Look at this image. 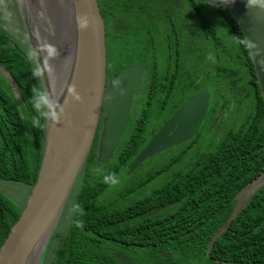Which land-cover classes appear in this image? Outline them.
<instances>
[{"label":"trees","instance_id":"obj_1","mask_svg":"<svg viewBox=\"0 0 264 264\" xmlns=\"http://www.w3.org/2000/svg\"><path fill=\"white\" fill-rule=\"evenodd\" d=\"M148 1L97 0V3L107 29L110 24L117 22L128 26L130 19L127 14L137 12L135 6L138 5L139 13L146 10L157 11L163 16L168 13L170 7L166 6V0H156V6L151 9L147 8ZM189 2L194 5L195 25L204 27L202 8L195 0ZM213 2L216 10L228 20L239 54L245 55L250 73L248 83L255 95L253 110L226 131L224 139L216 148L195 151L192 146L196 145L199 138L197 134L187 145L182 144L186 147L183 151L171 154L164 166L160 164L152 167L154 170L146 175L144 185L154 179L158 172L174 171L169 169L170 165L180 164L179 161L187 156L192 157L185 169H177L179 172L172 178L164 179L161 186L152 188L146 195L140 196V199L121 205L116 202L121 193L117 191L116 197L107 194V200L99 202L98 198L105 190V185L110 183L104 181V176L114 174L116 177L117 174L124 173L129 161L155 130L147 129L150 119L147 118L148 115L156 117V121L159 118L158 124H161L193 93L187 88L181 92L172 89L170 94L158 99L160 93L156 94L159 92L156 88H160L164 78H157V71L154 72L155 59L148 57L149 51L154 47L152 39L148 42L145 39L144 44L136 43V48L131 47V40L129 47L126 45L117 50L113 61L116 65L113 69H108V74L137 61L146 65L142 93L147 92L149 95L147 94L146 99L142 98L148 101V114L144 115L141 126L123 127L121 140L112 158L113 164L111 167L105 165V172H89L87 169L92 164L104 166L95 160V151L92 150L66 202L41 264H224L225 261L264 264V186L214 241L207 253L211 237L233 210L236 193L264 171V101L249 49L237 21L219 0ZM176 28L173 23L172 30L178 34V48H173L172 42L168 43V62L164 63L167 67H175L173 78L177 77L179 71L187 73L185 75L189 78L181 55L185 50L179 49V37L184 43L188 38L194 39L190 30L179 31ZM127 32L130 34L128 29ZM187 32L190 37L186 36ZM105 35L107 38V30ZM171 35L174 37L172 31L167 32V39H171ZM113 62L110 63L107 52L108 67ZM8 64L18 83L27 87L23 92L30 103L35 97L30 88V63L25 61L20 51H15ZM148 64H152V71ZM204 75H210V70L203 71L201 76ZM156 81H161L160 85ZM219 97L223 98V95ZM226 99L212 102L210 113L215 111L218 104H221L222 109L225 108L228 104ZM232 100L234 99L229 98V103ZM163 106L166 112H161ZM33 118L41 120L36 111L33 112ZM41 123L40 121L36 126L38 139L31 131L28 132L29 136H24L23 129L24 133L21 131V134L12 129L13 136H16L15 143L7 145V149L3 148L0 155V174L8 181L26 186L29 192L37 179L43 154L44 129ZM177 198L181 201L175 205L155 215H148L158 206ZM12 200L0 194V246L25 206L21 202L20 207V204Z\"/></svg>","mask_w":264,"mask_h":264},{"label":"water","instance_id":"obj_2","mask_svg":"<svg viewBox=\"0 0 264 264\" xmlns=\"http://www.w3.org/2000/svg\"><path fill=\"white\" fill-rule=\"evenodd\" d=\"M219 1L243 32L264 101V4L252 0ZM16 3L43 91L49 94L54 109L61 115L58 121L46 118L37 179L0 246V264H41L92 150L100 120L96 161L106 164L113 158L144 67L137 63L129 65L107 82L105 21L97 0H16ZM6 4L3 0L0 10ZM81 18L88 21L84 28L80 27ZM50 49H55L56 54L51 55ZM115 81H119V86H115ZM73 87L80 95L79 100L72 95ZM104 101L108 105L103 111ZM209 101L210 92L206 89L190 96L134 156L128 164V173L147 158L190 140L206 115ZM219 112L220 105L215 109L214 121ZM263 186L264 171L236 193L233 210L211 237L207 253ZM180 201L158 206L148 215Z\"/></svg>","mask_w":264,"mask_h":264},{"label":"rangeland","instance_id":"obj_3","mask_svg":"<svg viewBox=\"0 0 264 264\" xmlns=\"http://www.w3.org/2000/svg\"><path fill=\"white\" fill-rule=\"evenodd\" d=\"M166 1V6L170 8L168 9V13H165V16L154 10H146L143 11L144 13H139L138 5L135 6L137 12L127 14L128 19H130L128 26H117L115 23L110 24V28L107 29L105 26V33L107 30L105 42H107L108 58L110 63H112L116 59L117 50L125 48L126 45L129 47L131 40V47L136 48V43L144 44L145 39L146 42L152 39L154 47L149 51L148 57L152 56L155 59L154 72L157 71L158 76L167 74L168 80L173 78V72H175V67L170 66L168 68L166 63H164V61L168 62L166 60L169 55L168 43L171 44L172 42V47L178 48V34L172 30V24L175 23L176 27H187L194 40L188 38L184 43L183 39L181 40L179 37V49L186 52L181 55L185 60L184 66L188 69L189 78L179 71L177 77L173 78L175 89L182 91L184 88H187L193 92L208 89L213 103L225 98H227L226 103H228L222 109V114L217 119L213 128H211L213 121L209 122V128V123L205 120L199 130V138L196 141L195 151L200 149L211 150L222 142L229 128L235 124L237 125L245 115L253 110L255 95L252 86L248 83L250 73L245 63V55L243 53L239 54L237 43L228 20L216 10L213 0H195L196 4L198 3V6L204 12V19L202 21V25H205L204 27L195 25V9L189 0ZM155 3H157L156 0H149L147 8L151 9L152 6H156ZM196 17L198 20V16ZM147 22L150 24H146ZM108 25L109 22L107 21V27ZM152 25L153 28L150 27ZM10 29L16 33L13 26ZM127 29L130 31V34H128ZM171 31L174 37L171 35L172 38L167 39V32ZM188 35L189 33H186V36ZM148 66L150 70H153L152 64H148ZM206 70H210V75L201 76L202 72ZM220 95H223V98L219 97ZM229 98L234 99L232 103H229ZM151 120L148 121V129L153 127ZM183 146H173L167 152L158 153L156 156L153 155L147 158L131 173H128L126 170L124 173L117 174L116 178L118 182L105 185V190L100 194L98 201H106L107 194L116 197V192L120 191L121 193L118 195L116 202L125 205L137 200L140 196L150 191V189L161 186L163 181L161 179L165 177L167 172L165 174L161 173L162 176L158 175L157 178L141 187H138L139 184L137 182L141 177L146 176L148 173L150 174L154 170L152 167L167 161V158L171 154L174 155ZM191 158L187 156L185 159L180 160V164L170 165L169 169H185ZM112 164L113 159L103 164L104 166L92 164L87 169L89 172H105V165L111 167ZM0 190L5 193L6 197L11 198V200L13 199V202L18 205L20 204V207L21 202L22 205H25L29 194L26 186H19L13 182H0Z\"/></svg>","mask_w":264,"mask_h":264},{"label":"flooded vegetation","instance_id":"obj_4","mask_svg":"<svg viewBox=\"0 0 264 264\" xmlns=\"http://www.w3.org/2000/svg\"><path fill=\"white\" fill-rule=\"evenodd\" d=\"M6 1H7V4L0 10V155H2V153H3L2 152L3 148L7 149L6 148L7 145H11V144L15 143L14 138L16 136H13L14 133H12V131H11L12 129L16 130V131H19L18 132L19 134H21L24 131L25 132V133L23 132L24 136H26V135L29 136L28 132L31 131V133H33L32 135L36 136V139H38V136L36 135V126L37 125L34 124V120L35 119L34 118L32 119L33 112H35V111L38 112V111L34 108L32 100L30 101V103L26 100V97H25L23 91H25L27 89V87H24V86H22V85H20L18 83L16 77L14 76V74L12 72V69L10 68V66L8 64L10 59H11V56L14 54L15 51H20L21 55H23V57L25 58V61L26 62L28 61L30 63L31 72H32V75H30V79H31L30 88H32V91H33L34 95L36 96V94L39 91L43 90L42 84H41L40 75H39V71H38V66L36 64V61L34 59V56L32 54V51H31V48H30V45H29L27 34H26V30L24 28V24H23L22 18L20 16V13H19V10H18L16 0H6ZM11 3H14V4H11ZM2 4H3V0H0V6ZM7 24H9V25H7ZM115 24L117 26H125V25H123L120 22H117ZM11 26H13L14 30L16 31V33H14L10 29ZM150 27L153 28V25L150 26ZM181 28H182L181 26H177L176 29L179 30V31H181V30L183 31V29H188L187 27H184L182 29ZM188 36L189 37L191 36L190 33H189ZM7 45H9L11 47H8ZM136 63L137 64H141L144 67V70H143V73H142V77H141V85H140L138 91L136 93H134V95H133L131 107H130L128 115H127V117H126V119L124 121L123 127L125 125H128L130 128L135 127V125L141 126L142 125V120L144 118V115L146 116L148 114V101H146V100L144 101V99H143V98L146 99L148 93L147 92L144 93V94L142 93V86H143L145 72H146V65L143 62H138L137 61V62H134V63H130V64L126 65L125 67H127L129 65H132V64H136ZM115 65H116V63H114V62H113L111 67H108V65L106 64V78H107V82L109 81V79H110V77L112 75L116 74L118 71H120L121 69L125 68V67H123L120 70H118V71H116V72H114L112 74H108V69L109 68L113 69L115 67ZM168 68H169V66H168ZM181 73L183 74V72H181ZM185 74H187V73L184 72V76L186 77ZM167 76H168L167 74L161 75V76L157 75V78H159V80L164 78V80L162 82L161 81H156V83L158 85H160L159 82H161V84H162V85H160V88H156V89H159L158 90L159 92H157L156 94L160 93V95L158 96V99H160V97H162L165 94H170V92H171L170 90H172V89H174L177 92H181V91L175 89V87H174V84H175L174 79L170 78V79L167 80ZM201 90H203V89H201ZM206 90H208V89H206ZM198 91H200V90H198ZM198 91H195L191 95H189L184 100V102L190 96H192L193 94H195ZM107 105H108V103L104 101L103 105H102V110L103 111L106 109ZM218 105H220V112H219V115L216 117V119L214 121V113H215V111L212 114L210 113V108L212 106L211 93H210L209 106H208L206 115L203 118L199 128L197 129L195 135L190 140H188V141H186V142H184L182 144L187 145L186 144L187 142L193 140V138L197 134H199V130H200V128H201V126H202V124H203V122L205 120H206L207 123L211 122V120H212L213 123H212L211 128L214 127L217 119L221 115L222 106H221V104H218ZM180 106H178L176 108V110ZM176 110H174L167 117V119ZM154 112H155V115H156V111H154ZM161 112H166V109L164 108V106L162 107V111ZM39 116L41 117L40 121L42 122L41 125H42V127L44 129V141H45L46 118L41 116L40 113H39ZM147 118L152 119V123L153 124L155 123L153 125V127H151L149 129V130H154L155 129L153 131V133L151 134V136L167 120V119H165L161 124H158L159 118L157 119V121H156V119H154L156 117H153L151 115H148ZM150 119L148 121H150ZM123 127H122V129H123ZM100 128H101V120L99 122L98 130H97V133H96V136H95V139H94V143H93V147H92V150L95 151V160H96V155H97L96 154L97 153V142H98V138H99L98 135H99ZM209 128H210V123H209ZM22 129H23V131H22ZM122 129H121V134H122ZM121 134H120L119 141L121 140ZM151 136L146 140V142L143 144L142 147H144V145L148 142V140L151 138ZM44 141H43V143H44ZM182 144H180V145H182ZM192 147L195 148V144ZM172 148H170V149H172ZM183 148L185 149L186 147L184 146ZM183 148L180 149V151H183L184 150ZM92 150H91V152H92ZM89 156H90V154H89ZM130 161H129V163H130ZM166 163H167V161H164L160 166H164ZM128 164H127V172H128ZM165 172H167V174H165ZM177 172H179V171L178 170H174V171H170V170L167 171L166 170V171H163V172L162 171L158 172V175L162 176L161 173H164L165 177L161 179V180H164V179L172 178ZM157 176L155 178H157ZM145 178H146V176H143V177H141L138 180V182H137V184H139L138 187H141V186L144 185ZM152 180H154V179H152ZM0 182L5 183V182H13V181H8V179H6L4 176H2L0 174ZM13 183H15V182H13ZM15 184L19 185V186H23V185L18 184V183H15ZM0 194L5 196V193L2 192L1 190H0ZM144 195H146V194H144ZM138 199H140V197ZM177 199H180V198H177ZM177 199H175V200H177ZM171 201H174V200H171ZM171 201H169V202H171ZM136 264H138V263H136Z\"/></svg>","mask_w":264,"mask_h":264},{"label":"clouds","instance_id":"obj_5","mask_svg":"<svg viewBox=\"0 0 264 264\" xmlns=\"http://www.w3.org/2000/svg\"><path fill=\"white\" fill-rule=\"evenodd\" d=\"M253 3H258V4H264V0H252ZM247 6V5H246ZM80 27L84 28L87 26V19L81 18L79 19ZM50 54L55 55V49H50ZM115 86H119V81L114 82ZM72 95L74 96L75 99L79 100L80 95L79 93L75 92V89H71ZM33 106L34 108L40 113L41 116L45 118H50L53 121H58L60 119L61 113L57 110L54 109L53 106V101L51 100L49 94L46 91H39L36 96L34 97L33 100ZM40 123L39 119L34 120V124L38 125ZM104 181L105 182H110V183H117L118 180L114 176V174H109L104 176Z\"/></svg>","mask_w":264,"mask_h":264}]
</instances>
